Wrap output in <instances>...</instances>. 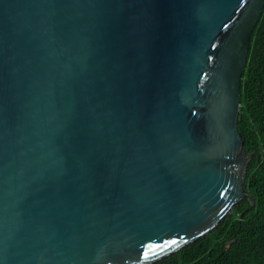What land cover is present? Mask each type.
Segmentation results:
<instances>
[{"label": "water", "instance_id": "water-1", "mask_svg": "<svg viewBox=\"0 0 264 264\" xmlns=\"http://www.w3.org/2000/svg\"><path fill=\"white\" fill-rule=\"evenodd\" d=\"M263 12L0 0V264H155L253 209L238 119Z\"/></svg>", "mask_w": 264, "mask_h": 264}, {"label": "trees", "instance_id": "trees-1", "mask_svg": "<svg viewBox=\"0 0 264 264\" xmlns=\"http://www.w3.org/2000/svg\"><path fill=\"white\" fill-rule=\"evenodd\" d=\"M238 129L248 162L245 194L204 237L155 264H264V12L253 33L241 85ZM242 214H244L242 216Z\"/></svg>", "mask_w": 264, "mask_h": 264}]
</instances>
